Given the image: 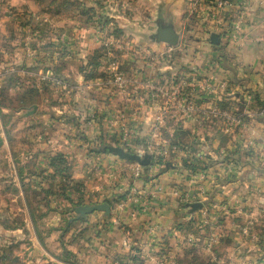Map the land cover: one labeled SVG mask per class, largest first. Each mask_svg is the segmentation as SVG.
<instances>
[{"label":"rangeland","instance_id":"1","mask_svg":"<svg viewBox=\"0 0 264 264\" xmlns=\"http://www.w3.org/2000/svg\"><path fill=\"white\" fill-rule=\"evenodd\" d=\"M215 1L0 0L2 264H264V73L223 109L252 89L189 61L231 65L209 34L238 47L237 22ZM165 10L177 46L148 40Z\"/></svg>","mask_w":264,"mask_h":264},{"label":"crops","instance_id":"2","mask_svg":"<svg viewBox=\"0 0 264 264\" xmlns=\"http://www.w3.org/2000/svg\"><path fill=\"white\" fill-rule=\"evenodd\" d=\"M243 1L244 4H239L242 3ZM237 4L244 5L241 7L240 11H236L237 9H233V6H236ZM221 10L222 12L219 11L221 12L220 16H223L225 18L233 17L235 22L237 23L239 22L242 27L241 36H243L242 34H244V37H241L240 40L236 41L238 47L232 46L233 44L231 43L227 44L225 38H223L222 36L220 37V44L218 45L219 48L216 49H221L223 53L224 51H226V53H229L230 57L229 60L227 61H230L231 65L227 69L223 68L221 58H218V61H214L213 54L202 55L201 53L198 55V57L196 56L194 58H191L189 59V61L192 62V65H196V68H199L200 71L203 72L205 71L206 78L211 82H213L212 79H214L215 81V79H217V76L220 78V76L223 75L225 77L224 78L225 81L228 80L230 82V85L231 83H233L232 87L235 86L234 89H237L238 88L237 86H241V85H244L249 89H252L253 94L251 93V96H253L254 91H258L262 85L261 83L263 82V79L261 78L263 76L261 74L264 73V43H259L258 39H262L264 41V0H233L231 7L229 8L226 7ZM176 11L177 9L171 10V12L173 13L172 14L169 13L168 10H165V12H168L169 14L168 13L162 14V16L170 17V15L172 14L175 19V17H177L176 15H178ZM225 18L223 19L225 20ZM215 19H219V17ZM173 24L176 31L179 33L177 29V25L181 27L179 21L174 20ZM224 25H228V24L226 23ZM224 25H220V26L223 27ZM206 34L207 33H205V35ZM199 43H200L199 45L202 48H205L208 51H213L210 50L212 49L210 48L212 46L210 45L209 42L205 43L203 41H199ZM229 48H232L233 50H229ZM230 68L232 69L234 68V70H230ZM254 71H260V72H254ZM249 91H247L246 93L250 94ZM246 93H244L243 91L231 92L230 90H228V92L227 91L223 92V96L225 100H228L227 105L223 109L230 107L231 94H233L234 97L236 98L242 96L244 97V99L246 98L249 102L254 101V96L251 98V96H248ZM219 95L222 96L221 94ZM220 100L221 99L219 97L218 101ZM251 107L254 106L252 105ZM33 245H35L36 249H38L39 251V252L36 251L35 252L40 253L41 255L42 254L41 251L44 249L39 244V241L36 236H34ZM46 254L47 255L49 254L51 256L49 252Z\"/></svg>","mask_w":264,"mask_h":264},{"label":"water","instance_id":"3","mask_svg":"<svg viewBox=\"0 0 264 264\" xmlns=\"http://www.w3.org/2000/svg\"><path fill=\"white\" fill-rule=\"evenodd\" d=\"M156 29L155 31L149 35L148 40L154 43H163L167 46H177L179 43L180 35L176 31L173 21L169 17H163L162 14L156 18L155 21ZM209 42L212 45H219L220 38L217 34L211 33L209 34ZM35 105L32 106L31 110L22 114V117H28L32 115L36 110ZM103 151H108L114 155H116L120 159L134 161L139 163L141 166H147L150 163V155L145 154L143 157L136 154H131L125 152L122 148L119 147H104ZM191 210H196L201 207V204H191ZM93 212H103L105 216L110 214V206L107 203L96 204L92 206H80L75 209V213L77 214L76 220L80 218H85L86 215L91 214Z\"/></svg>","mask_w":264,"mask_h":264},{"label":"built area","instance_id":"4","mask_svg":"<svg viewBox=\"0 0 264 264\" xmlns=\"http://www.w3.org/2000/svg\"><path fill=\"white\" fill-rule=\"evenodd\" d=\"M214 5H215V8L216 9H218V10H221V9H223V8H228V7H231L232 6V3H228V2H226V1H222V0H216L215 2H214ZM235 28L233 29L234 31V40H240V38H241V36H240V34H241V25H240V23L238 22V23H236L235 25ZM116 80H117V82L119 83V84H122L123 83V79H122V77L121 76H118L117 78H116Z\"/></svg>","mask_w":264,"mask_h":264},{"label":"trees","instance_id":"5","mask_svg":"<svg viewBox=\"0 0 264 264\" xmlns=\"http://www.w3.org/2000/svg\"><path fill=\"white\" fill-rule=\"evenodd\" d=\"M212 1H214V0H205V2H207V3H211ZM222 1H226V2H228V3H232L233 0H222ZM212 46L214 47V49H215V48H219L218 45H212ZM28 100H30V98H23V99L21 100L22 105H23L24 102H26V101H28ZM31 103H33V101H32ZM1 107H2V104H0V108H1ZM16 109H18V108H16ZM29 217H30V220L32 221V224L36 225V224H35L36 220H35V218L32 216V214L29 213ZM16 227L18 228V226H16ZM6 259H7L6 257H5V258H4V257L0 258V264H2ZM6 261H7V260H6Z\"/></svg>","mask_w":264,"mask_h":264}]
</instances>
